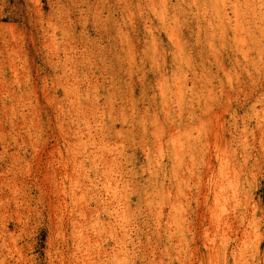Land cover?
<instances>
[{
  "label": "clouds",
  "instance_id": "9594fccd",
  "mask_svg": "<svg viewBox=\"0 0 264 264\" xmlns=\"http://www.w3.org/2000/svg\"><path fill=\"white\" fill-rule=\"evenodd\" d=\"M0 264H264V0H0Z\"/></svg>",
  "mask_w": 264,
  "mask_h": 264
}]
</instances>
